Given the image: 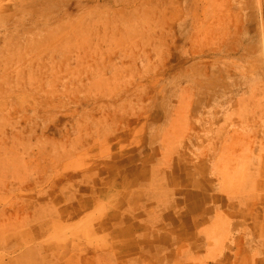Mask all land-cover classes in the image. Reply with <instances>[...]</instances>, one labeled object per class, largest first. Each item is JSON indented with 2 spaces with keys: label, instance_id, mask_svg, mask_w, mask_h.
<instances>
[{
  "label": "rangeland",
  "instance_id": "374dc122",
  "mask_svg": "<svg viewBox=\"0 0 264 264\" xmlns=\"http://www.w3.org/2000/svg\"><path fill=\"white\" fill-rule=\"evenodd\" d=\"M248 205L264 259V0H0V264H183Z\"/></svg>",
  "mask_w": 264,
  "mask_h": 264
},
{
  "label": "crops",
  "instance_id": "0c3cea01",
  "mask_svg": "<svg viewBox=\"0 0 264 264\" xmlns=\"http://www.w3.org/2000/svg\"><path fill=\"white\" fill-rule=\"evenodd\" d=\"M222 198L221 195H217L214 198H210V202L208 200L205 205L209 206L213 202L215 206L223 205L225 201L222 202ZM247 207L249 213L243 216H241L240 213L229 215L224 210L214 209L213 212L217 214V218L220 217L222 220V226L218 222L217 226H210L207 231L221 232L219 238H221L222 241H219L218 243H209L208 238L202 234V231H206L205 229H207V227L202 231L199 230V236H196L194 235L195 233H193L190 237L189 245H191V248L189 252L184 253L183 257H180L181 259L179 262L174 259L175 263L208 264V261L210 260L215 264H264V259H260L259 257L257 259L256 256L257 245L255 240H253V235L256 232V229L253 226L254 223L248 220L246 223L240 219V217H250V213L254 212L255 205H251V207L248 205ZM240 210L245 212V209ZM224 213H226L229 218H225ZM192 229L194 228L191 227L190 234H192ZM246 236L247 238L245 239ZM200 239H205L204 244L207 246L205 247V254L201 251L204 247H198L201 243V241H199L198 244V240ZM260 248L264 249V244H262ZM235 249L237 250L236 252ZM232 250L235 252L234 254L229 252Z\"/></svg>",
  "mask_w": 264,
  "mask_h": 264
}]
</instances>
